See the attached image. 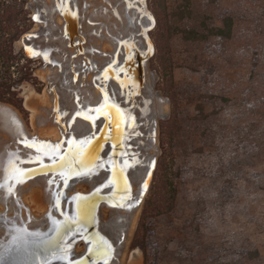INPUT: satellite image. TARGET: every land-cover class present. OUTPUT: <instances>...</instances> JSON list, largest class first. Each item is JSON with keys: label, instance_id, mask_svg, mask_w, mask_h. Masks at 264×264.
Here are the masks:
<instances>
[{"label": "rangeland", "instance_id": "rangeland-1", "mask_svg": "<svg viewBox=\"0 0 264 264\" xmlns=\"http://www.w3.org/2000/svg\"><path fill=\"white\" fill-rule=\"evenodd\" d=\"M103 1L108 7L110 3ZM166 2L169 12L189 5L192 17L183 22L174 20L180 28L203 30L204 23L207 26H220L224 17L232 15L235 19V29L231 38L212 36L208 40L193 39L188 32L176 33L171 41L175 64L174 82L172 87H167L163 84L158 69L156 39L158 19L155 15L158 3L156 0H147L148 8L155 15L156 22L149 32L155 51L148 60L147 75L153 79L151 84L154 92H157L156 95L165 98L169 105L167 111L161 112L168 114L159 113V131L157 127L153 144L157 151L158 167L164 150L161 143V121L171 118L176 113L180 130L174 140L172 163L178 194L170 211L150 214L145 218L146 248L134 247L133 241L143 211L155 198L154 174L141 204L128 248L124 256L117 257L118 264H128L134 249L139 250L136 257L138 264H264V0H166ZM82 3V0L78 1L80 11L84 17L86 16L82 20L84 27L89 24L87 18L91 17L92 21L98 19L99 16H95L93 11L99 14L97 12L99 6L93 5V11L86 12L83 8L87 3ZM124 3L126 6V2ZM49 5L43 0H29L28 8L33 19L29 30L35 29L38 33L33 40L34 43L42 47L51 46L55 53V46L49 44L48 40L54 43L55 37L59 38L61 35L55 34L51 25L56 9L52 3V6ZM34 13L39 14L42 22L39 23L33 17ZM90 25H92L90 30H93L92 43L97 44L95 40L99 36L94 29H97L99 24ZM136 34L139 35L137 32ZM16 45L17 48L23 47L20 40ZM103 54L107 55L108 52L103 51ZM25 63L32 70L35 79L24 80L19 85L24 109L8 102H1L17 110V117L25 128L24 134L37 136L46 141L54 138L55 134L53 130L54 136L40 134L39 127L46 128L50 124V128L55 127L59 131L58 124L53 119L54 115L53 113H48L50 116L42 115L35 127L31 110L25 104V95L28 92L43 95L48 89L49 81L58 85L59 81L55 83L54 77L46 80L40 73L49 67L55 76V70L57 72L58 70L47 66L40 57H28ZM65 92L63 96L67 100L69 93L67 89ZM61 111L70 117L71 112L65 106L61 107ZM42 117H46L43 122ZM138 123L143 124L142 121ZM134 131L131 137L136 136L139 139L141 131L138 128ZM17 137L9 132L7 140ZM131 137L128 139V148L134 167L135 162L143 160L144 156L140 152V147V150H134L135 145ZM19 142L26 145L23 139ZM11 146L15 147V143L11 142ZM38 155L34 150L28 157H18L16 161L30 165L23 169L41 167L45 157ZM48 159V162H51L53 157ZM45 175L48 177L47 188L52 196L54 185L51 182H54L55 174ZM34 178L30 176L27 179L30 181ZM69 197L64 196L65 202ZM42 200L47 202V198ZM70 206V213L74 216L72 200ZM33 212L45 211L33 209ZM48 212L44 214L47 218ZM25 218L31 217L28 214ZM6 223L9 225L12 220ZM3 228L8 229L4 226ZM77 236V233L72 234L64 243L71 246L68 254L70 259L80 256L82 252L78 251L77 247L87 244L83 241H74ZM2 240L3 237L0 238V241ZM51 264L61 263L54 261Z\"/></svg>", "mask_w": 264, "mask_h": 264}, {"label": "flooded vegetation", "instance_id": "flooded-vegetation-1", "mask_svg": "<svg viewBox=\"0 0 264 264\" xmlns=\"http://www.w3.org/2000/svg\"><path fill=\"white\" fill-rule=\"evenodd\" d=\"M78 1L79 0H52V5L55 6L56 12L52 17L51 25L54 27L55 34L59 33L58 35H61L59 38L55 37L54 43H51L50 39L48 40L49 44L55 46V53L51 46L42 47L41 45H37L36 43H34V38L38 36V33L35 29L31 30L35 32V35L31 37L29 42H27V51L31 55L30 58L40 57L46 62L47 66L56 68L59 72V87L57 86V84L49 82H47V87L54 90L55 86H57L60 105H57L58 112L54 114L53 119H55V121L59 125L61 121H59L58 119H60L61 117L63 118L64 125L61 126V129H63L64 135L61 139L51 137L46 141L41 140V144L37 145V147L41 145L45 146L41 152L40 150H36L39 154L38 156L40 157L43 155H47V158L43 159V166L23 169V167L30 165H24L16 161V164L20 169H22L25 173L32 174L27 176V178L33 176V174H37L35 175L36 177L34 179L28 181V179L26 178L22 183L19 184H17L14 180L9 181L11 186H13L14 188V191L11 195L7 194L6 189L0 188V224H3L2 226L0 225V238L3 237V240L0 241V245H3L6 248L10 241V233L15 228L26 226L29 231L39 232L43 234L42 239L46 243L42 245L49 246V231L52 230V233L54 232L53 220H55V212L56 214H58L57 212L59 210V206L61 207V209H66L67 206L70 208V200L73 199V195L78 193L89 194L91 191H93V197L97 199L96 214L98 225L96 227L95 222L91 221L92 226L90 229V233L88 232V235L86 236L84 235V233H80L77 238L80 237L81 239L76 240V238L74 239V241H83L87 243L86 245H80L79 247H77V250L82 252L80 257H84L86 255L91 256L92 264H106V261L107 264H116L118 263L117 257L121 258V248L123 247L124 242L123 231H125V220L123 216L127 215L125 210H128L129 208L126 207L131 206L132 198L135 197L132 186V176H137V172L143 170L145 165V160H143V164H139L133 167L130 160L128 139L131 137V134L129 132L132 131V128H134L136 124H139L138 122L140 121H142L143 123L144 118H146L145 116L151 113V110L149 108L151 101L149 103L147 102L146 105L144 104V99L147 98L145 89L147 88L148 83L145 80V72H148V64H146L145 70L143 67V71L141 70L140 64V60L143 59L144 55H146L147 52H149V49L145 48L146 45L144 38L147 37L146 39H151L149 36L150 30H148V27L151 24L148 23L149 25L146 24L145 27L142 28V25L140 26V23L138 22L139 16H148L150 21L151 16L148 4V9H146L144 4H142L143 0H117L114 4L111 0H106L110 3V6H105L104 8H102L101 12L105 15L112 13L114 17L118 18V20L120 18L119 22L121 24V28L119 29V31H117V34H113L112 32L108 33V36L111 37L113 41L112 49L102 48L100 47V44L92 43L91 31L93 30L87 31L84 29L82 20L85 19L86 16L84 17L82 12L80 11ZM122 1L126 2V8L128 11L126 14V21L123 20V17L121 16V13L118 9V6ZM83 10L87 12L88 6L86 5ZM131 11H133L134 14H129V12ZM93 12L96 16V11ZM56 16H59L61 18V23L55 21ZM72 18L74 19V22L72 21ZM35 19L39 23L42 22L39 14L37 13L35 14ZM87 19L89 24L98 23L99 26L97 27V29H94V32L99 36V38H106L107 33L104 31L106 24L98 19L92 21L91 17ZM136 21L138 25L136 24ZM145 22L147 23V21ZM126 25L127 27L132 29L133 32H125L124 27H126ZM136 32L139 35H137ZM29 49H31V52L29 51ZM103 51L108 52V54H103ZM114 52L115 54L113 55ZM92 88H99L100 101L98 103H93L90 99ZM66 89L67 93H69V96L66 99L74 101L75 103V106L73 108L67 106V100H65L63 96ZM62 106H65V108L71 112L70 117L66 116V112L63 113L61 111ZM112 106H114L115 109H120L121 113H124L123 119H121V122L119 121V124L116 126V128L122 129L121 140L123 141V145L125 143L124 149L119 150L117 159H114L112 155L114 152L113 144L110 143V140L106 139L105 142H107V144H105L104 146L102 144L100 150L95 149V161L98 159L99 155L101 157L95 169H93L95 161L92 165L84 167L83 170L93 169V171L91 173H88V175L76 178V176L74 177L75 172L73 171H71V173L65 171H44L46 170L45 168L49 160L48 158L52 155L58 156L55 152L56 149L60 150V154L63 153V151L65 153L68 151L70 145L72 147L75 146L74 141L80 142V140H77L79 138H81V141L90 142L86 146L85 144H83L82 146L87 150L86 155L90 156L91 158V152L93 150L91 143H95V140H93L92 137H94L95 134L98 133L99 129L105 122L108 123L106 127L107 134L113 137L115 133L114 123L112 122V125H110L109 129L108 126L110 122L108 120L104 121L105 117H102L101 114H99L101 108L106 109L105 112H107V109H109L110 117L112 119V110H110ZM137 111L142 112V118L138 116ZM127 112L134 114V118L130 117ZM85 116H87L88 119L94 121L96 126L95 130L89 129L87 127L79 129L77 122L80 119H85ZM69 118L71 121L68 120ZM143 125L144 124L138 125L137 127L141 131V133L143 132L141 130ZM24 129V125H18L15 127H11L10 131L15 137L18 136L17 138L21 140H39L37 136H29L26 133L25 135ZM126 135L129 136L128 139H126ZM149 136L151 137V132ZM139 137H144L143 133ZM17 138L16 140H13L16 143L17 147L10 146V148L8 149L3 148V145H1L0 147V181H3L6 175L5 169L10 157H28L29 154L34 153L35 149L29 147L27 148V146L20 143L19 140L17 142ZM67 138L69 139L67 140ZM131 139L132 143L135 145V151L140 150V148L143 147L146 143V140L144 138H141V140H139L136 136H132ZM26 144L29 143L26 142ZM72 147L71 149H74ZM103 147L105 148L104 150ZM55 159H57V157ZM117 162L119 164H117ZM1 163H3V165H1ZM114 171H116V173L120 176L118 192L116 191V183L113 177ZM59 172H63L65 176L61 178ZM79 172H81V170ZM48 173L55 174V180L53 183L51 182V184L54 185L52 196L47 188L48 177L45 174ZM125 173L128 177V183L125 181ZM36 180L39 181V184L42 185L46 193L48 202L47 211H49L47 213L49 215L48 218L44 215L46 211L42 213L33 212L32 207L26 202V200L24 201L23 199V196L26 192V185L31 182L33 183ZM84 183H87L86 188H76L77 185ZM126 188L128 189V191ZM110 194H112V196L113 194H116V199L112 201L110 197H107ZM66 195L70 196L67 202H65L64 198V196ZM57 197L59 198L58 206L56 205ZM105 200H110L111 202L108 203ZM112 202H114L116 205H112ZM105 206H107L108 209L111 208L110 210L112 211V215L114 212V215L110 219H108V222L102 218V208ZM28 214L31 217L30 219L25 218ZM10 220H12V223L8 225L6 222ZM3 226L8 227V229L5 230ZM86 231L88 230L84 228L83 232ZM98 234H102L104 236H100ZM101 237L104 240L106 239L108 243L110 242L109 244L111 245V254L109 257H107V260L103 259V256H101L99 257L98 261V259H95L93 257L95 255H93L92 253L93 249H96V247L93 246H95L97 242L100 241ZM63 248H67V250H69L68 253H70V245L68 246L64 244L62 246V249ZM49 253H53L55 255V243L50 246V250L48 248V252L46 253L47 255H45V257L51 260V262H54L55 259L53 258V256L49 255ZM117 253L119 254L117 255ZM59 254L62 255L61 252H59Z\"/></svg>", "mask_w": 264, "mask_h": 264}, {"label": "bare ground", "instance_id": "bare-ground-1", "mask_svg": "<svg viewBox=\"0 0 264 264\" xmlns=\"http://www.w3.org/2000/svg\"><path fill=\"white\" fill-rule=\"evenodd\" d=\"M82 1H83V3H85V2L87 3V5L89 6L88 7L89 11H93V7H94L93 5L99 6V10L97 11L99 13V14H97L99 17L98 16L97 17H98L99 20L103 21L106 24L104 31L107 33V36H106V38H103V39L97 38L95 40L96 41L95 43L100 44V47H102V48H111L112 49L113 41H112L111 37L108 36V33L109 32H112L113 34H117L118 33L117 31H119V29L121 28V24L119 22L120 18L118 20V18L114 17L112 13H109V14L105 15L104 13L101 12L102 8H104L106 6V4H105V2L103 0H82ZM43 2L46 5H49V4L51 5L52 0H43ZM112 3H115V0H112ZM142 4H144L145 8L148 9L146 0H143ZM109 5H108V7H109ZM100 8H101V10H100ZM118 8H119V11L121 13V16L123 17V20L126 21V14H127L128 11H127V8L125 6V3L122 1L120 3V6H118ZM129 14H134V13H133V11H131V12H129ZM141 17L142 16H139L138 22L140 23L139 24L140 26L142 25V28H144L145 25L148 24V23L152 24L151 23L152 20L150 21L148 16H145V17H142V18ZM55 19H56L55 20L56 22H60L61 23V21H62L59 16H56ZM151 19H152V17H151ZM96 20H97V18H96ZM72 21L74 22L73 18H72ZM145 21H147V23ZM136 23H137V21H136ZM55 27H56V25H55ZM76 27H77V24H76ZM91 27H92V25L86 24L84 26V29L87 30V31H90ZM148 30H151V25L148 27ZM124 31L125 32H129V31L133 32L132 29L127 27V25H126V27H124ZM146 38L147 37L144 38L145 45H146L145 48H148L150 50L152 48L153 41H151V39L148 40ZM153 45H154V43H153ZM107 51H109V50H107ZM148 53L149 52H147V54ZM29 56H31V55L29 54ZM40 73L42 74V76L46 80H51L50 78L54 77V79L53 78L52 79L55 81V83L60 79L59 73L55 70V76H54V72L49 67H47L43 71H40ZM147 73L148 72H145V80L148 83L147 88L145 89L147 98H145L144 99L145 101L144 100L143 101H144L145 105L147 104V102L149 103L151 101L150 102L151 104H150V107H149L150 110H151L150 111L151 113L149 115L147 114L145 116L146 118H144V121H143L144 125L141 128V130L143 131L142 133L144 135V137H141V138H144L146 140L145 145L143 147H141V153H142V155L145 158L144 159L145 160V165H144L143 170H141L140 172H137V174H138L137 176H135V177L132 176L133 178L131 177L132 178V186H133L135 197L132 198L133 202L131 201V207H129L128 210H125L127 215L125 214L126 216H123V218L125 220V231H123L124 232V237H123L124 238V242H123V247L121 248V250H122L121 253H122L123 256L125 254L126 249L128 248L129 242L131 240L133 229L135 227V224L137 223V219H138V216H139V213H140V209H141V204L144 201V199H143L144 192H146L147 188L152 183L151 175H152V171H153V167H154L155 161L157 159V157H156V152L157 151H156V148H155V146L153 144V141L156 139V135H157L158 116H159V113H161V112L163 113L164 111H167L168 106H169L168 102L166 101L165 98L164 99L163 98H159L158 95H156L157 92H154L155 90L153 88V85L151 84V83H153V82H151L153 79L151 80V77L149 75H147ZM49 83H52V82L49 81ZM57 86L59 87V84ZM57 86H55V89L53 90L54 92L52 91L51 88H48L47 91H45V93L43 95H39V94L36 95V94H32L31 92L30 93L28 92V94L25 95L26 96V103L25 104H26V107L29 110H31L32 121H33V124H34L35 127H37L36 125H38V124H36V123L39 121V119H40V117L42 115L46 116L48 113H53V115H54V114H56L58 112L57 105H60V99H59V93L57 91ZM91 93H92L91 96H90L91 101L93 103H98L100 101L99 88H97V89L92 88ZM67 106L70 107V108H73L75 106L74 101H70L69 99H67ZM113 107L114 106H112V108H110V110H112L111 114L113 115L112 119L110 117L109 109H107V112H105L106 109L101 108L99 114H101L102 117H105L104 121L108 120V121L114 123V126H115L114 136L112 137L111 135H108L107 134V130H105V134H107V135H105V137L103 138V140L101 142H97L96 143V140H95V143L92 142L91 146L93 147V150H92V147H91V150H92L91 158H90V156L86 155L87 150H86V148L84 149L83 146H82L83 151L81 153H76L75 149L77 147V143L78 142L74 141L75 142L74 143L75 146L72 147L70 145L68 151L65 152L63 155L59 153L60 150H58V149L55 150L56 154L60 156V161H61V157H66V162L64 164V167H62V168L61 167H57L56 165L53 164V162H51V163H47L46 164L47 165L46 168H45L46 170H44V171L47 172V171H63L64 170L65 172H70L71 173V171H73V169H74L75 171H73V172H75V174L79 173V171L80 170L82 171L84 169V167H85V166L81 165L82 161H85L87 166L92 165L94 163V161H95L94 154L96 153L95 149H97V150L99 149L100 150L102 142L105 141L106 139L110 140V143L113 144L114 152H113L112 155H113L114 159L115 158L117 159L118 155H119V150L120 149H124V145H123V141L121 140V138H122L121 137V134H122L121 130L122 129H118V128H116V126L119 124V121L121 119H123L124 113H121L120 109H117V108L115 109V107L114 108ZM162 113H161V115L168 114V112H165L164 114H162ZM17 114H18V112L13 106L0 101V147H1V145H3V148H7L8 149L11 146V142L12 143L14 142L13 141L14 139L7 140V137L9 138V132H11L10 131L11 127L21 125V121H19V118L17 117L18 116ZM137 114H138V116L140 118H142L143 114H142L141 111H137ZM48 115L50 116V114H48ZM42 118H43L42 119V122H43L46 117L45 118L42 117ZM58 120L61 121L59 123L60 125L59 126L57 125V128H59V131H58V129H55V127H53V129H52V127L50 128L49 127L50 124L47 125L46 128L41 127L39 125L40 126L39 127L40 128V130H39L40 134H44V135L45 134H50V135L52 134L53 135V133H54L55 134L54 138L61 139L62 136L64 135L63 129H61V126L64 125L63 124L64 121H63L62 117L60 119H58ZM45 122H47V121H45ZM77 123H78L79 129H82L83 127H85V128L87 127L89 129H92V130L96 129L94 121L88 119L87 116H85V119L78 120ZM47 127H49V128H47ZM64 129H65V127H64ZM52 130H53V133H52ZM150 132H151V137L149 136ZM37 138H39V137H37ZM18 140H21V139L17 138V142H18ZM41 140H42L41 138H39V140H37V139H26L25 140V144H26V142L33 143V144H35V147H29V146H27L28 144H26L25 146H27V148L29 147V148H33L35 150H43L45 146L41 145V146L37 147L38 144H41V142H40ZM11 147H14V146H11ZM15 147H17L16 143H15ZM71 147L74 148V149H71ZM69 152H71V153H69ZM30 175H32V174H30ZM35 175H37V174H33L34 177H36ZM113 177H114V180H115V183H116V191L118 192L119 191L118 187H119V182H120V176L116 173V171H114V176ZM125 178H126L125 181L128 183V177H127L126 173H125ZM88 186H90V185H88ZM86 187H87V183H84V184L77 185L76 188L82 189V188H86ZM25 190H26V192H25L24 200H26V202L33 209H38L40 211H47L48 203L46 201L42 200L43 198H46L45 191H44V188L42 187V185L38 183V181H35L33 183L32 182L28 183L26 185V187H25ZM127 191H128V189H127ZM93 193L94 192L91 191L89 194L78 193V194L73 195V197H72L73 198L72 199V206H73L74 216L71 215L70 208L68 206H67L66 209H61V207L59 206V210L57 212L58 214H56V212H55V221H58L60 223V225L68 224L71 227L70 228L71 231L69 233L76 232L78 235L80 233H82V234L84 233L85 236L88 235V232L90 233V229H91V226H92L91 221L95 222L94 219L97 218V214H96L97 213V210H96V201H97V199L95 197H93ZM80 197H83L85 199L81 200V199H79ZM107 197H110V199L113 201V200L116 199V194H113V196H112V194H110ZM105 201L108 202V203L111 202L110 200H105ZM111 204L112 205H116L114 202H112ZM82 205H86V206L82 208L81 207ZM110 209H108L107 206L102 208V218L104 220H106L107 222H108V219H110L114 215V212H113V215L111 214L112 211ZM58 226L59 225H54L53 226L54 232L52 233V230H50L49 231L50 235H49V238H48V241L51 242V244L55 243V252H58V253H55V256H60L59 251H57V249H61V246H59V245L57 246L56 245L57 244L56 243L57 240H56L55 235H54L55 232H56L55 229ZM84 228L87 229L88 231L83 232ZM79 239H81V238L78 237L76 240H79ZM48 247L49 246H44V245H42V246L40 245L39 246V251L42 253L41 258H43V257H45V255H47L46 253L48 252ZM93 247H96V245L93 246ZM51 249H54V248H51ZM138 251L139 250H137V249L132 250L131 257H130V262L128 264H138V262L136 260V257L138 255ZM68 252H69V250H68ZM92 254L95 255L93 257L95 259H98V261H99V257L102 256L95 249H93V253ZM118 254L119 253H117V255ZM84 257H80L79 256V257L73 258V259H70L68 257V259L72 261V264H76V263L89 264L88 262L89 261L91 262V256H89L88 258L83 260ZM107 257H109V256H106V257L103 256L102 258L107 260ZM13 260H15V261H27L28 264H31V258L30 257H23V256L8 257L9 264H11V261H13ZM59 263L67 264V261L66 260H60ZM116 264H118V263H116Z\"/></svg>", "mask_w": 264, "mask_h": 264}, {"label": "trees", "instance_id": "trees-1", "mask_svg": "<svg viewBox=\"0 0 264 264\" xmlns=\"http://www.w3.org/2000/svg\"><path fill=\"white\" fill-rule=\"evenodd\" d=\"M28 2L29 0H0V101L14 104L22 110L24 109V100L20 96L19 85L24 80L35 79L32 70L25 63L28 56L24 48H17L16 45V42L33 24ZM156 3H158L155 10L158 19L156 32L158 69L163 84L172 87L175 65L171 51L173 36L176 33L188 32L190 37L196 40H208L212 36L231 38L234 34L235 19L232 15H228L223 18V23L220 26H207L204 23L203 30L184 29L176 25L174 20L183 22L192 17L189 5L178 7L176 11L169 12L166 0H156ZM179 130L180 124L176 113L171 118L161 121V143L164 150L155 172V198L151 201V205L145 207L143 211L134 237V247L146 248L145 218L150 214L168 212L175 205L178 188L173 177L172 155L174 140Z\"/></svg>", "mask_w": 264, "mask_h": 264}, {"label": "snow or ice", "instance_id": "snow-or-ice-1", "mask_svg": "<svg viewBox=\"0 0 264 264\" xmlns=\"http://www.w3.org/2000/svg\"><path fill=\"white\" fill-rule=\"evenodd\" d=\"M31 52V49H29ZM84 141H80L77 143V147L75 149L76 153H81L83 151L82 145ZM90 143V142H88ZM27 146L35 147V144L29 143ZM16 158L10 157L7 165H6V175L3 181H0V188L6 189L8 195H11L14 191L13 186L9 183V181L14 180L17 184L22 183L30 173H25L22 169L18 167L16 164ZM66 162V157H61V161H53V164L57 167H64V163ZM82 166H87L85 161L81 162ZM73 171H75L73 169ZM78 174V173H77ZM66 183V181H65ZM79 199L84 200L85 198L80 197ZM56 205H59V198H56ZM86 205H82L81 207H85ZM54 225H59L56 227V231L58 233L64 231L65 225H60L58 221L53 220ZM42 235L39 232L29 231L26 226H21L15 228L10 233V241L8 246L5 248L3 245H0V264H9L8 257H16V256H23V257H30L31 264H51V260L47 257H43L42 253L39 251V246L45 244L46 242L42 239ZM35 246V247H34ZM99 254L102 256H110L111 254V245L104 240L102 237L100 241L96 244L95 249ZM57 251L61 252L62 255L55 256L53 253H49V255L53 256L54 259L59 260H66L67 264H72V261L68 259V250L67 248L57 249ZM11 264H28L27 261H11ZM107 264V261H106Z\"/></svg>", "mask_w": 264, "mask_h": 264}, {"label": "water", "instance_id": "water-1", "mask_svg": "<svg viewBox=\"0 0 264 264\" xmlns=\"http://www.w3.org/2000/svg\"><path fill=\"white\" fill-rule=\"evenodd\" d=\"M151 13V12H150ZM35 14L36 13H34L33 14V17L35 18ZM151 15V17L153 18V20H152V26H151V29L152 28H154V26H155V15L153 14V13H151L150 14ZM35 35V32H33V31H31V30H29V31H27V32H25L23 35H22V37H21V39H20V41H21V43L23 44V47H24V50H25V53H26V55L28 56V57H30L29 56V53H28V51H27V42H29V40L31 39V37H33ZM147 50V49H146ZM154 51H155V48H154V45H153V43H152V48L149 50V52H151L150 54L148 53V54H146V55H144V57H143V59H141L140 60V64H141V70L143 71V67H144V70H145V66H146V64L148 63V60L154 55ZM140 57H141V55H140ZM33 58V57H32ZM145 72V71H144ZM143 73V72H142ZM128 113V112H127ZM129 114V116L130 117H133L134 118V114H132V113H128ZM110 122V121H109ZM107 125H108V123L107 122H105L104 124H103V126L99 129V131H98V133L97 134H95V136L94 137H92V139H94V140H96V143L97 142H101L102 140H103V138L105 137V130H106V127H107ZM110 125H112V122H110V124H109V126H108V128L110 129ZM138 125L139 124H136L135 126H134V128H132V131L131 132H129L130 134L132 133V132H135L134 130H136V128L138 127ZM108 129V130H109ZM158 131H159V126H158ZM128 133V134H129ZM155 133V132H154ZM127 138L126 139H128V137L129 136H126ZM69 138H67V140H68ZM77 140H80L81 141V138H79V139H77ZM85 146L88 144V141H86L85 143ZM102 144L103 145H105V144H107V142H105V141H103L102 142ZM124 146H125V143H124ZM63 148H64V146H63ZM105 148L103 147V150H104ZM62 151V150H61ZM102 153V152H101ZM100 153V154H101ZM62 155L64 154V151H63V153H61ZM47 156V155H46ZM45 155H44V157L45 158H47ZM48 156H51V155H48ZM51 157H53V160H51V162H53V161H57V162H60V156L58 155V156H54V155H52ZM57 157V160L55 159ZM100 155H99V157H98V159L95 161V163H94V167H93V169H95V167H96V165H97V163H98V161L100 160ZM144 160V159H143ZM143 160H139V161H137V162H135L136 164H135V166H137V165H139V164H143ZM51 162H48V163H51ZM108 162V161H107ZM157 159H156V161H155V164H154V167H153V171H152V175H151V179L153 180V177H154V174H155V170H156V168H157ZM105 163V162H104ZM65 164V163H64ZM117 164H119L118 162H117ZM45 165V164H44ZM105 165H107V164H105ZM134 166V167H135ZM106 167V166H105ZM93 169H89V170H83V171H81V172H79L78 174L76 173V174H74V177L76 176V178H79V177H82V176H86V175H88V173H91L92 171H93ZM64 171V170H63ZM59 175L61 176V178H63V176H65L64 175V173L63 172H59ZM107 185V184H106ZM103 186V185H102ZM150 187V186H149ZM149 187L147 188V190H146V192H144V196H143V199H145V196H146V194H147V192H148V190H149ZM103 188V187H102ZM98 219L96 218V219H94V221L96 222L95 224H96V227H97V225H98V221H97ZM70 226L68 225V224H65V229H64V231H62V232H60V233H58L57 231L55 232V238H56V245L58 246H61V249H62V246L64 245V243H65V241L72 235V234H74V233H76V232H71V233H69L71 230H70ZM98 232V231H97ZM69 233V234H68ZM68 234V235H67ZM66 235V236H65ZM98 235H102V234H98ZM103 236V235H102ZM63 241V242H62ZM48 245H49V250H50V246H52V244H51V242H48ZM55 253H58V252H55ZM89 257V255H86L84 258H83V260L84 259H86V258H88ZM55 261L57 262V261H60L59 259H55ZM89 264H92L90 261L88 262ZM76 264H79V263H76Z\"/></svg>", "mask_w": 264, "mask_h": 264}]
</instances>
